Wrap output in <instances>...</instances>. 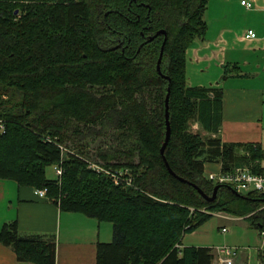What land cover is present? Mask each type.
<instances>
[{
    "label": "trees",
    "instance_id": "trees-1",
    "mask_svg": "<svg viewBox=\"0 0 264 264\" xmlns=\"http://www.w3.org/2000/svg\"><path fill=\"white\" fill-rule=\"evenodd\" d=\"M208 3L0 0V178L47 187L61 210L113 223V241L97 244L96 264H213L212 247L181 244L219 212L264 232V195L238 193L206 172L220 161L223 171L264 173L261 147L191 130L195 121L209 132L221 124L222 91L186 80V51L205 36ZM161 29L162 74L164 35L149 40ZM169 87L171 135L162 154ZM110 132L117 146L90 157L89 139ZM90 162L129 168L131 184ZM51 165L63 168L60 178L47 176ZM194 184L207 195L220 187L209 201ZM0 243L21 262L57 264L56 240L22 235L16 220L3 225Z\"/></svg>",
    "mask_w": 264,
    "mask_h": 264
},
{
    "label": "crops",
    "instance_id": "crops-1",
    "mask_svg": "<svg viewBox=\"0 0 264 264\" xmlns=\"http://www.w3.org/2000/svg\"><path fill=\"white\" fill-rule=\"evenodd\" d=\"M247 1L252 8L242 0H209L205 36L186 51V80L189 87H213L223 93L219 130L209 132L195 121L204 137L257 143L264 152V0ZM249 29L257 32L256 38L246 37ZM221 169L220 161L208 162L206 172ZM14 220L22 235L56 240L57 264H96L97 244L114 237L111 222L63 211L51 198L35 194L34 188L0 178V230ZM181 245L191 246L184 241ZM0 264L31 263L19 261L12 246L0 243Z\"/></svg>",
    "mask_w": 264,
    "mask_h": 264
},
{
    "label": "rangeland",
    "instance_id": "rangeland-1",
    "mask_svg": "<svg viewBox=\"0 0 264 264\" xmlns=\"http://www.w3.org/2000/svg\"><path fill=\"white\" fill-rule=\"evenodd\" d=\"M97 88L100 87L97 86ZM191 130L203 134L201 129L195 125V122H192ZM117 144L118 141L113 138L110 132L106 136L89 139L87 147L90 157L97 158L96 154L98 152L112 149ZM47 176L51 179L57 177L56 165L47 168ZM226 215L228 214L226 213ZM226 215H224V212L214 214L195 230L185 233L182 241L188 245H205L213 249L223 245L238 247L239 257L236 264L239 262H242V264H258L262 259L260 251H264V235L257 229L250 227L247 220L236 217L231 218ZM110 224L112 226L113 223ZM223 227H226L227 231H223ZM215 263L218 264L216 261Z\"/></svg>",
    "mask_w": 264,
    "mask_h": 264
},
{
    "label": "built area",
    "instance_id": "built-area-1",
    "mask_svg": "<svg viewBox=\"0 0 264 264\" xmlns=\"http://www.w3.org/2000/svg\"><path fill=\"white\" fill-rule=\"evenodd\" d=\"M242 4L248 8L253 7V3L247 0H242ZM247 38H256L257 32L254 29H249L246 33ZM4 130V122L0 119V131ZM89 168L95 170L98 173H105L114 178L115 183L119 184L122 180L126 184H131L132 174L129 168H122L120 171H112L110 168L105 167L102 163L90 162ZM128 173V176L125 175ZM63 174V168L59 165H56V175L60 178ZM208 178L215 182L219 183H228L235 187V190L238 193H248L251 191H258L264 195V173L254 172L248 166L236 167L228 171H217L209 172ZM35 194L44 197H48V189L44 188H35ZM186 229L190 228V225H186ZM223 231H227L226 227H223ZM264 235V232L262 233ZM180 245H178L179 247ZM214 260L213 264H236V261L239 257V248L231 247L228 245H223L214 248ZM261 255H264V251H260ZM258 264H264L263 259L258 262Z\"/></svg>",
    "mask_w": 264,
    "mask_h": 264
},
{
    "label": "water",
    "instance_id": "water-1",
    "mask_svg": "<svg viewBox=\"0 0 264 264\" xmlns=\"http://www.w3.org/2000/svg\"><path fill=\"white\" fill-rule=\"evenodd\" d=\"M159 33H164L166 34L167 32L165 30H162L160 31ZM155 37V36H154ZM154 37H151L149 40H152ZM166 40H167V34L165 35V40L163 41V44L161 46V50H160V55H159V59H158V62H157V70L160 74H162V71H161V61H162V57H163V53H164V46H165V43H166ZM169 97H170V87H169V90H168V94H167V97H166V124H167V130H166V137H165V141H164V144L161 148V152L162 154H164L165 152V149H166V146H167V143L170 139V135H171V126H170V120H169ZM166 160V159H165ZM167 163V166L168 168L172 171V169L170 168L168 162L166 161ZM194 186L199 190V192L209 201H213L216 196H217V192H218V189L220 187V185H217L215 186L214 188V191L212 193V195H207L200 187H198L196 184H194Z\"/></svg>",
    "mask_w": 264,
    "mask_h": 264
},
{
    "label": "flooded vegetation",
    "instance_id": "flooded-vegetation-1",
    "mask_svg": "<svg viewBox=\"0 0 264 264\" xmlns=\"http://www.w3.org/2000/svg\"><path fill=\"white\" fill-rule=\"evenodd\" d=\"M133 1H136V0H133ZM162 30H163V29L157 31L153 36H150V38H151V37H154V36L157 37V36H159V35H164V40H165V34H164V33H159V32L162 31ZM155 37H154V38H155ZM150 38H149V39H150ZM154 38H153V39H154ZM153 39H152V40H153ZM164 40H163V41H164ZM118 41H119V39H118ZM120 41H121V40H120ZM120 41H119V42H120ZM121 44H122V43H119L118 45L121 46Z\"/></svg>",
    "mask_w": 264,
    "mask_h": 264
}]
</instances>
